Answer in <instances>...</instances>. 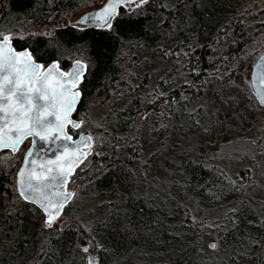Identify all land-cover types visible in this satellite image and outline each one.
Here are the masks:
<instances>
[{
  "label": "trees",
  "instance_id": "16d2710c",
  "mask_svg": "<svg viewBox=\"0 0 264 264\" xmlns=\"http://www.w3.org/2000/svg\"><path fill=\"white\" fill-rule=\"evenodd\" d=\"M100 1L0 0V35L11 33L17 48L29 47L44 65L57 59L67 69L76 58L87 62L75 116H80L90 99H101L106 109L107 142L77 168L69 185L78 178L86 181L83 194L117 196L103 205V213L94 218L90 229L80 214L87 208L78 207L76 201L60 216L69 217L66 226L46 227L43 211L25 201L16 188L20 200L11 202L14 169L20 166L30 140L16 153L2 151L0 264H85L80 248L84 243L100 245L98 264H202L203 240L194 236L202 231L192 219L193 212L168 191L159 201L139 189L149 157L137 134L129 137L125 132L132 124L140 130L147 123L149 105L143 94L163 62L176 63L197 81L170 88V104L174 105L182 91L197 98L208 83L221 80L217 70L230 62L262 24L246 6L247 0H148L127 14L120 8L113 30L66 23L76 11ZM44 26L52 31L36 30ZM153 61L157 70L146 69L145 64ZM133 64H140L143 73L140 82L129 87L125 79ZM230 84L215 89L218 100L223 101L220 94H227ZM194 117L195 113L193 122ZM184 177V194L201 204L220 203L243 191L241 180L197 157L186 161ZM224 242L250 245L232 255L233 264H264V215L252 197L231 210Z\"/></svg>",
  "mask_w": 264,
  "mask_h": 264
},
{
  "label": "rangeland",
  "instance_id": "374dc122",
  "mask_svg": "<svg viewBox=\"0 0 264 264\" xmlns=\"http://www.w3.org/2000/svg\"><path fill=\"white\" fill-rule=\"evenodd\" d=\"M104 1L76 11L66 23L73 21L76 24V19L86 9L99 6ZM246 6L253 12L256 21L262 24L261 30L253 34L227 65L217 70L221 80L208 83L197 98L182 91L174 105H171L168 93L170 88L176 84L192 85L197 81L176 63L163 62V67L157 72L150 88L143 94V99L149 105L146 109L149 116L147 123L140 130H136L132 124L125 132L127 136L137 134L144 155L149 157V163L145 165L140 177L142 188L139 189L149 197L155 196L159 201L168 191L177 202L186 205L193 212L192 219L202 231L194 235L203 240L202 264H233L232 255L250 247L245 243L233 245L224 242V232L230 226L231 210L240 201L252 197L256 207L264 215V105L257 99L250 79L254 63L264 52V0H247ZM125 7L129 11L140 8L133 3H128ZM36 30L50 33L52 27L44 26ZM148 65L145 64V68L150 71L158 68L156 61ZM142 73L143 67L140 64L129 67L125 79L127 86L135 87L140 82ZM225 83H231L232 87L227 94H220L223 100L220 101L215 95V89ZM77 118L82 120L79 131L93 136V150L103 148L107 142V134L106 109L102 100L97 97L90 99ZM190 157H197L207 164H217L230 177L241 180V194L208 205L189 199L184 194L186 190L182 184L185 163ZM18 169L19 164L13 175L11 202L14 204L17 199L20 200L15 190L16 188L18 191ZM85 186L86 181L75 178L69 188L75 193L73 201L77 202V206H86L87 212L80 214L83 220L86 218L90 229L94 218L103 213V205L117 196L108 193L104 196L98 193L83 194ZM69 221V217L63 215L55 225L62 229ZM45 224L46 227H52L46 220ZM210 242L215 247H211ZM80 248L83 251L88 249L87 252L84 251L85 264L99 263V244L96 246L84 243Z\"/></svg>",
  "mask_w": 264,
  "mask_h": 264
},
{
  "label": "snow or ice",
  "instance_id": "6c2138e0",
  "mask_svg": "<svg viewBox=\"0 0 264 264\" xmlns=\"http://www.w3.org/2000/svg\"><path fill=\"white\" fill-rule=\"evenodd\" d=\"M148 0H109V3L98 13L85 18V22H98V27L106 30H113V20L118 18V9L124 8V14L127 9L124 7L128 3H133L136 7H142ZM3 44L0 45V113H4L3 120L5 123L0 126V150L11 149L17 151L18 146L27 137H39L41 141L48 140L53 133H59L56 138L61 136L64 140H70L71 137L65 133L67 125L72 124L73 128H79L80 124H73L69 118V114L73 110L76 98L79 93H72L70 88L65 87V83L61 80L55 82L50 81L48 77L54 69H50L45 76L37 81L36 69L24 53V70L16 68L17 61L20 59L10 47V36H0ZM18 39H20L18 37ZM264 68V65L258 66ZM31 70V74H27ZM83 72V66L77 65L76 70L72 73V79L68 81L72 87H75L80 75ZM63 75V74H61ZM258 79L264 84V73ZM39 83L40 86L35 85ZM262 102H264V93ZM44 101L43 105L35 103L36 100ZM54 116L55 122L49 120L48 117ZM82 143L91 145V137H86ZM66 148V145H65ZM89 153L73 152L71 159H68V153L64 156L57 157L56 160H49L37 165L35 160L31 161V167L25 163L24 169L19 175L20 195L25 200L40 202L45 211L48 212L47 224L51 226L56 219L57 214L63 207L65 200L70 198L71 194L65 192L56 193L57 197H62L53 209V200L50 196V190L54 188L53 181L58 177L67 176L73 171L74 167L87 157ZM32 151L26 156L31 157ZM66 161V164H62ZM55 167L57 174L51 176L49 181L48 174L53 172ZM37 168L40 172L37 173ZM36 181V183H33ZM49 190V191H46ZM38 198V200H37ZM215 247V245H210ZM87 248L84 249L87 252Z\"/></svg>",
  "mask_w": 264,
  "mask_h": 264
},
{
  "label": "water",
  "instance_id": "95a60500",
  "mask_svg": "<svg viewBox=\"0 0 264 264\" xmlns=\"http://www.w3.org/2000/svg\"><path fill=\"white\" fill-rule=\"evenodd\" d=\"M138 1V0H137ZM109 3V0H105L101 5L96 6V7H91L89 9H86L77 19H76V24H80L83 26H95L98 27V22H85V18L89 17L91 15H94L98 12H100L107 4ZM120 9H118L119 12ZM69 24H73L76 25L75 22L73 21H69ZM4 36H10L12 37V34L7 33ZM3 44V40L0 39V45ZM10 47L12 48L13 52L20 57V59L17 61L16 64V68L23 71L24 70V53H27L28 58L30 59L33 68L36 69V76H37V81H39L40 79H42L45 74H47L49 72L50 69H54V71H52L51 75L48 77V79L50 81H57V80H61L65 83V87L66 88H70L72 93H79L78 97L76 98V103L73 107V110L71 111V113L69 114V118L71 119V121L73 122V124H82V121L78 118H76L74 116L78 106H79V102L82 96V90L80 88V84L83 82L84 77L87 73L88 70V64L85 60L81 59V58H77L74 59L70 65V67L68 69H64L61 65H60V61L55 59L53 61H51L50 63H48L46 66L44 65V62L37 59L31 49L29 47L26 48H19L17 49L13 43V40L11 39L10 41ZM82 65L83 66V72L80 75L78 82L76 84L75 87H72L70 84H68V81L72 79V73H74V71L76 70L77 65ZM264 65V52L258 57V59L256 60V62L254 63L252 70H251V85L252 88L254 90V93L257 97V99L264 105V102H262V95L261 93H264V84L260 83V80L258 79V77L264 73V68L258 67ZM27 74H31V70H28ZM63 74V75H61ZM3 74L0 73V76H2ZM36 87H39L40 84L37 83L35 85ZM35 103L41 104L43 105L45 102L44 101H40V100H36ZM3 102L0 101V106H2ZM3 116L4 113H0V126H2L5 121L3 120ZM49 120H52L53 122H55V117L54 116H50L48 117ZM69 127H72V124H69L66 126L65 128V133L67 136L71 137L70 140H64V138L61 136L59 139H57L56 137L59 136V133H53L52 136L46 140V141H41L39 137H27L19 146L18 149L20 148V146L27 140V139H31V143L23 157V160L20 164V167L18 169L17 172V187L20 193V185H19V175L18 173L24 169V165L25 163L29 164V167H31V161L35 160L37 165L49 161V160H56L57 157L60 156H64L65 152L67 151L68 155V159H71V153L73 152H85V153H89L87 155V157L92 153L93 151V143H94V138L92 135L86 133V132H80L76 137L74 136L73 133H71L69 131ZM73 129H78V128H73ZM86 137H91V145L90 147L84 143H82V141H84V139ZM66 145V148H65ZM4 150H11V149H3L0 150V153ZM12 151V150H11ZM18 151V150H17ZM17 151H13L14 153ZM32 151L33 155L31 157H27L26 154ZM87 157L83 160V162L87 159ZM82 162V163H83ZM62 164H66V161H62ZM79 163L78 165H76L73 169V171L67 176V179H65L63 176L58 177V179L56 181H53L52 183L55 185L53 189L50 190V196L51 199L53 200V211H54V207L55 204L58 203V201L60 199H63L62 197H57L56 193L58 192H65L70 195V198L65 200L63 203V207L60 209L59 213L57 214L56 219L53 221V223L51 224V226H53L55 224V222L60 218V216L63 214L66 206L73 200L75 193L73 190L68 189V184L70 182L71 176L75 173L76 169L82 164ZM40 172V169L37 168V173ZM56 169L55 167L53 168V172L48 174L49 177V181H51V176L56 175ZM33 183H36V181H33ZM49 191V190H46ZM23 198V197H22ZM24 199V198H23ZM25 200V199H24ZM38 200V198H37ZM29 203H32L34 205H36L37 207H39L44 215H45V220L47 221L48 219V212L45 211V209L42 207L40 202H33L32 200H25ZM213 242H210V245H213Z\"/></svg>",
  "mask_w": 264,
  "mask_h": 264
},
{
  "label": "bare ground",
  "instance_id": "6f19581e",
  "mask_svg": "<svg viewBox=\"0 0 264 264\" xmlns=\"http://www.w3.org/2000/svg\"><path fill=\"white\" fill-rule=\"evenodd\" d=\"M74 134V133H73ZM75 135V134H74ZM77 170V169H76Z\"/></svg>",
  "mask_w": 264,
  "mask_h": 264
}]
</instances>
